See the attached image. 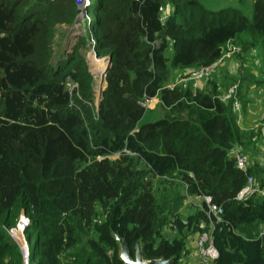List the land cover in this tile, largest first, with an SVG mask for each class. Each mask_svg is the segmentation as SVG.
I'll list each match as a JSON object with an SVG mask.
<instances>
[{
	"label": "trees",
	"instance_id": "obj_1",
	"mask_svg": "<svg viewBox=\"0 0 264 264\" xmlns=\"http://www.w3.org/2000/svg\"><path fill=\"white\" fill-rule=\"evenodd\" d=\"M86 12L90 36L57 61V28L72 26L77 1L0 0V264H22L7 233L20 212L33 264H123L112 233L131 256L139 240L145 259L178 264L189 236L210 228L203 196L223 210L213 264H264V197L235 199L247 176L262 179L264 158L239 169L231 155L256 151L259 135L240 129L234 101L245 107L262 81L245 67L199 87L167 83L170 65L184 79L229 42L246 55L262 48L264 69V0L249 16L198 0H90ZM91 49L110 57L98 105ZM154 98L157 107L142 105ZM187 197L200 203L182 210Z\"/></svg>",
	"mask_w": 264,
	"mask_h": 264
},
{
	"label": "built area",
	"instance_id": "obj_2",
	"mask_svg": "<svg viewBox=\"0 0 264 264\" xmlns=\"http://www.w3.org/2000/svg\"><path fill=\"white\" fill-rule=\"evenodd\" d=\"M76 1H77V14L80 13V8H83L82 12L84 13L85 7L89 6L90 4V0H76ZM75 26L76 25L73 26L72 31L76 29L74 28ZM229 43H232V42H229ZM71 45L72 44L68 45V48H70ZM239 51H241L239 46L230 44L228 46L227 52L222 54L220 58H218L217 60L207 65H203L194 70H191L189 74L187 75V77L184 78V80L185 81L188 80L193 85H196L197 81L206 79L209 76H211L212 73L216 70V68L222 64L221 61L224 57H230L232 54L238 53ZM238 85H239V81L232 84L222 94L221 98L228 99L231 96L235 97L238 91ZM152 102H153V99H146L144 102H142V105L145 107L146 105ZM235 108L236 110L239 109L238 102H236ZM263 129H264V125L261 126V130ZM125 152L127 151L125 150ZM119 153L120 152L115 153L112 156L116 157ZM232 157L234 158L236 166L239 169L245 168L246 163H247L245 154L241 152H233ZM252 196L264 197V176L262 177V179H256L252 175L247 176L246 183L237 192L235 199L237 201H244L247 198L252 197ZM187 199L191 200V197H187ZM202 199L207 206L206 212L209 218L210 228L208 230L201 231L197 235V237L194 240L195 246L190 251V256L193 257L198 262V264H213L215 258L218 255V252L213 243L212 231L214 229V225L217 222H220L222 220L221 216H222L223 210L220 206L213 204L209 196H203ZM192 204L196 205L197 203H192ZM29 224H30L29 217L24 212H20L16 223L7 228L8 235L18 245L22 264H31L32 262L30 259V256H31L30 244L28 243V240L26 238V230ZM259 234L260 236H262L264 240L263 230H261Z\"/></svg>",
	"mask_w": 264,
	"mask_h": 264
},
{
	"label": "rangeland",
	"instance_id": "obj_3",
	"mask_svg": "<svg viewBox=\"0 0 264 264\" xmlns=\"http://www.w3.org/2000/svg\"><path fill=\"white\" fill-rule=\"evenodd\" d=\"M92 2H94V0H91ZM204 7H206L207 9H210L212 11H216V10H219L221 8H227V9H241L243 11H246L247 15L249 16L250 15V8H251V4L253 2V0H246V4L245 5H241L238 3V0H198ZM89 6H86L85 7V10H84V13L82 12L83 8H80V13L77 14L76 13V16H75V19H74V23L72 24V26L69 28L67 27V30H64L66 28V25L65 26H62L60 28V33H65L66 31V37H65V40L63 41L64 39V36H60V37H57L55 36L56 38V43L58 45H56L58 48H64V51H67V50H72L74 44L76 43V40L82 36L83 34V30H85L84 34H83V37H85L86 35L90 36V33L89 31L87 30V27H83L85 24V22L88 20V15H87V8ZM82 12V14H81ZM88 14H89V17H90V20H91V24H93V21H94V13L93 11L89 10L88 11ZM78 23V24H76ZM76 25L74 28H76L74 31L73 30V26ZM61 25H58V27H60ZM71 45L70 48H68V45ZM232 44V45H235V46H238L237 44H234V43H228L226 44L225 48H224V51L222 54L226 53L227 50H228V46ZM55 46V51H58V48ZM258 48H261L260 46H258ZM258 51V52H257ZM82 52L84 53L85 51L82 50ZM262 48L261 50L260 49H253L252 53H253V58L255 59H261L262 58ZM168 56L170 57L171 56V51L169 50L168 52ZM245 54H241V52L239 51L238 53H234L232 54L230 57H224L221 61L222 64H225L221 67L218 66L216 68V70L214 71L213 74L217 75L219 74L224 68H226V65L229 63V59L231 60H234V61H238V62H243L245 61ZM84 58L86 59L85 61L87 63H89V60L92 59H96V62L95 60L93 61V64L91 65L93 68L91 69V66H90V63H89V70L92 74V77H93V85H94V88H93V96H94V102L96 104L97 102V98H98V92H99V86H98V82H99V75H96L95 73H97L99 71V69L103 68L104 66V63H105V58H102V57H96L94 55V50L91 49V50H87L85 52V55H84ZM57 60V58H56ZM55 60V61H56ZM64 61H65V56L62 55L61 57V61L60 63L61 64H64ZM259 62V61H258ZM100 65V67H99ZM170 65V64H169ZM221 67V68H220ZM196 69V68H195ZM94 70V71H93ZM191 70H194V69H191ZM190 70V71H191ZM255 70L257 71V76L259 77H264V69H262L259 65L255 67ZM254 69H252V72L253 73H256ZM95 72V73H94ZM181 74V71H179L178 69H175L174 67H171V65L169 66V76H168V80H167V83L169 84H175L176 82H179V75ZM218 79L220 78V74L217 75ZM201 82L198 83L197 87L201 86ZM257 85V84H256ZM71 87V84L69 85ZM262 86V90H260L258 93L264 95V83L263 84H260L258 87ZM260 104H262V106L264 105V98L263 99H260ZM259 103L257 104L258 106V109H254V110H258V111H261V108L262 106L260 105ZM158 105V99L157 98H154L153 99V102L146 105L145 108H153V107H157ZM264 110V108H263ZM264 111H262L259 115H254V114H251V117L255 118V120L253 121L254 123L255 122H258V121H261V120H264ZM251 118V119H253ZM251 122V120H250ZM262 122V121H261ZM243 154H245L246 156H248L249 158H251L252 162L253 160H257L258 162H260V166L263 165V158H264V148H256V151L255 153H253L252 155H248L245 153V151H242ZM192 203H200V199L199 198H196V197H191V200H188L186 199V201H184V206L182 208L185 209V208H188V209H192L191 206H194V204ZM197 237V235H193V236H189V238L187 239V244H186V250L185 252H183L180 256V258L178 259V264H180L182 262V264H198V262L190 256V250L193 246V242L195 240V238ZM32 249V248H31ZM33 251V249H32ZM31 264H33V261L31 262Z\"/></svg>",
	"mask_w": 264,
	"mask_h": 264
},
{
	"label": "crops",
	"instance_id": "obj_4",
	"mask_svg": "<svg viewBox=\"0 0 264 264\" xmlns=\"http://www.w3.org/2000/svg\"><path fill=\"white\" fill-rule=\"evenodd\" d=\"M62 26H65V25H63V24H61V26L60 27H58L57 28V33H56V38L57 37H60V36H64V34H65V36H64V39H63V41L65 40V37H66V31H65V33H60V28L62 27ZM64 30H67V26H66V28L64 29ZM56 38H54V40H55V43H56ZM56 45H58L57 43H56ZM55 45V46H56ZM55 46H54V50H55ZM57 47V46H56ZM58 48V47H57ZM64 48L62 47H60V48H58V51H55V53H54V58L56 59L57 58V61L60 59V52L62 51H64L63 50ZM64 53V52H63ZM252 56L253 55V53H250V54H248V55H246L245 54V57H249V56ZM54 58H53V60H54ZM55 61V60H54ZM57 61H55V62H57ZM259 61V62H258ZM223 65H225V64H222L221 65V67L223 66ZM260 66L261 68H262V63H261V59H255V58H252L251 60H249V59H247V60H245V61H243V62H238V61H234V60H231V59H229V63L226 65V68H224L219 74H220V77L222 76V72L224 71V70H226V71H228L230 74H233V75H236V77L238 78L239 77V74H240V72L242 71V68H245V67H251V72H252V69H254L255 70V67L256 66ZM220 67V68H221ZM263 69V68H262ZM256 71V70H255ZM214 73V72H213ZM253 73V72H252ZM219 74H217V75H219ZM254 74V76H255V78L257 79V80H259V82L260 81H262V83L261 84H263L264 83V77H259V76H257V71H256V73H253ZM180 82L181 81H185L183 78L182 79H180L179 80ZM204 81V79L203 80H200V81H197V84L198 83H202L201 84V86L202 85H204L205 83L203 82ZM237 81H239V79L237 80ZM240 82V81H239ZM196 84V85H197ZM169 86H173V84H168ZM104 86V85H103ZM194 87H197V86H195V85H193ZM239 86V85H238ZM259 86V83L257 84V85H251V86H249V89H248V92H247V99H248V103H247V105L245 106V107H243V105H242V102L238 99V98H236L235 97V101H234V110H235V113H236V120H237V123H238V125H239V127H240V129L242 130V131H254V132H257V134L259 135V141H258V143H256L255 144V147L256 148H264V129L263 130H261V126L262 125H264V120H261V121H258V122H253L254 120H255V118H253V117H251V114H254V115H259L262 111H264L263 110V108H264V105L262 106V104H260V99H263L264 98V95H262V94H260V93H258L257 94V92H259L260 90H262L263 88H262V86H260V87H258ZM264 87V86H263ZM242 89H243V86H242ZM236 102H238L239 103V109L238 110H236V108H235V104H236ZM260 104L261 106H262V108H261V111H258V110H254V109H258V106H257V104ZM264 113V112H263ZM251 118H253V119H251ZM250 120H251V122H250ZM257 140V139H256ZM232 153V152H231ZM233 154V153H232ZM231 154V155H232ZM246 156V155H245ZM251 158H253V157H251ZM251 158H249L248 156H246V159H247V163H248V165H252V163L254 162V161H257L256 159L255 160H253V162H252V160H251ZM246 163V164H247ZM259 164H260V162H258ZM186 201V200H185ZM263 232H264V229H263ZM262 240H263V238H262ZM263 242H264V240H263ZM194 246H195V241L193 242V246H192V248H191V250L194 248ZM190 250V251H191ZM190 254V253H189ZM181 264H182V262H181Z\"/></svg>",
	"mask_w": 264,
	"mask_h": 264
},
{
	"label": "water",
	"instance_id": "obj_5",
	"mask_svg": "<svg viewBox=\"0 0 264 264\" xmlns=\"http://www.w3.org/2000/svg\"><path fill=\"white\" fill-rule=\"evenodd\" d=\"M87 64L88 67H90L89 63ZM109 65H110V57L105 59L103 70L99 76V82H98L99 92H98L96 105L99 104L102 97V92L106 87L105 77ZM112 236L114 237L115 242L118 244V257L123 264H170L174 260V258L145 259L142 255V247H141V242L139 240L135 243L134 254L133 256H131L125 239L115 233H112Z\"/></svg>",
	"mask_w": 264,
	"mask_h": 264
},
{
	"label": "bare ground",
	"instance_id": "obj_6",
	"mask_svg": "<svg viewBox=\"0 0 264 264\" xmlns=\"http://www.w3.org/2000/svg\"><path fill=\"white\" fill-rule=\"evenodd\" d=\"M94 60H95V62H96V59H94ZM94 60H92V59L89 60L90 66L93 64V61H94ZM99 67H100V65H99ZM92 68H93V67L91 66V69H92ZM102 70H103V68H102V69L100 68L99 71H98L97 73H95V72H94V73H95L96 75H99V76H100ZM93 71H94V70H93Z\"/></svg>",
	"mask_w": 264,
	"mask_h": 264
}]
</instances>
